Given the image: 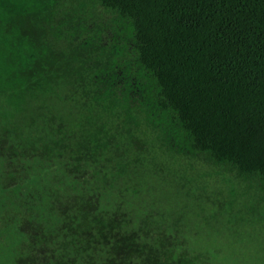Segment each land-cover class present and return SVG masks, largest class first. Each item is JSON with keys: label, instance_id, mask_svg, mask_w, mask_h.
Instances as JSON below:
<instances>
[{"label": "trees", "instance_id": "1", "mask_svg": "<svg viewBox=\"0 0 264 264\" xmlns=\"http://www.w3.org/2000/svg\"><path fill=\"white\" fill-rule=\"evenodd\" d=\"M0 264H264V0H0Z\"/></svg>", "mask_w": 264, "mask_h": 264}]
</instances>
